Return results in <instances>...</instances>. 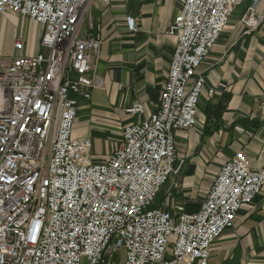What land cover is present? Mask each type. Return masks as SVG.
<instances>
[{
    "label": "built area",
    "instance_id": "2783aa9c",
    "mask_svg": "<svg viewBox=\"0 0 264 264\" xmlns=\"http://www.w3.org/2000/svg\"><path fill=\"white\" fill-rule=\"evenodd\" d=\"M90 1L0 0V13L43 28L39 52L0 56V264H208L213 242L264 187V168L237 151L194 212L156 197L184 162L175 135L196 122V71L244 0H183L166 31L175 47L157 108L125 125L100 163L90 137L74 133L78 100L97 85L101 36H78ZM257 3L240 18L247 32L264 23ZM125 24L136 31L133 17Z\"/></svg>",
    "mask_w": 264,
    "mask_h": 264
},
{
    "label": "crops",
    "instance_id": "0c3cea01",
    "mask_svg": "<svg viewBox=\"0 0 264 264\" xmlns=\"http://www.w3.org/2000/svg\"><path fill=\"white\" fill-rule=\"evenodd\" d=\"M251 3L244 0L233 9L196 71L204 77L196 122L175 135L176 154L184 162L161 188L168 184L166 193L158 192L157 202L166 199L170 207L196 211L219 168L240 150L254 167L264 168V23L247 32L240 21ZM182 4L91 0L87 5L78 36L100 34L102 42L92 72L97 85L89 99L78 100L74 133L90 137L93 162L107 159L125 125L146 120L157 108L175 47L166 31ZM263 8L264 0H258L257 10ZM126 16L136 19V31H128ZM42 30L27 17L0 13V56L39 52ZM15 36L22 41L21 50L13 47ZM135 102L142 111L126 113ZM208 264H264V187L238 210L235 226L213 242Z\"/></svg>",
    "mask_w": 264,
    "mask_h": 264
},
{
    "label": "rangeland",
    "instance_id": "374dc122",
    "mask_svg": "<svg viewBox=\"0 0 264 264\" xmlns=\"http://www.w3.org/2000/svg\"><path fill=\"white\" fill-rule=\"evenodd\" d=\"M170 181V180H169ZM168 185V184H167ZM167 185H165V187L163 188V190H161V192L163 193V194H165L166 193V191H167V188H168V186ZM160 196V195H159ZM157 199H158V197H157Z\"/></svg>",
    "mask_w": 264,
    "mask_h": 264
}]
</instances>
